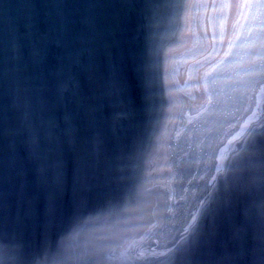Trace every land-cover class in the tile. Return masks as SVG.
Instances as JSON below:
<instances>
[{
  "label": "water",
  "instance_id": "obj_1",
  "mask_svg": "<svg viewBox=\"0 0 264 264\" xmlns=\"http://www.w3.org/2000/svg\"><path fill=\"white\" fill-rule=\"evenodd\" d=\"M259 248L264 0H0L5 264H262Z\"/></svg>",
  "mask_w": 264,
  "mask_h": 264
},
{
  "label": "snow or ice",
  "instance_id": "obj_2",
  "mask_svg": "<svg viewBox=\"0 0 264 264\" xmlns=\"http://www.w3.org/2000/svg\"><path fill=\"white\" fill-rule=\"evenodd\" d=\"M214 179V178H213ZM196 221V216L192 215L191 220L188 222L187 226L184 227L183 231L180 233L179 237L173 238V243L172 246L168 249V252H173L175 251L177 255L182 253L186 246H187V241H186V234L189 233V229L193 226V223ZM143 253H141V256L139 258H143ZM151 255L155 256L157 253L153 252ZM159 255H166L165 253H160ZM259 260L264 264V248H259ZM0 264H5L4 259H3V254H0ZM162 264H167V261L162 262Z\"/></svg>",
  "mask_w": 264,
  "mask_h": 264
}]
</instances>
